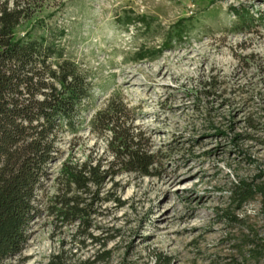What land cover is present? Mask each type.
<instances>
[{
  "label": "rangeland",
  "instance_id": "obj_1",
  "mask_svg": "<svg viewBox=\"0 0 264 264\" xmlns=\"http://www.w3.org/2000/svg\"><path fill=\"white\" fill-rule=\"evenodd\" d=\"M23 1L34 15L18 37L53 33L93 89L10 264H264V0ZM238 11L256 19L250 31L233 29ZM114 94L155 156L151 175L70 189L66 164L113 160L91 123ZM245 185L253 197L237 202ZM74 197L88 206L84 225L55 213Z\"/></svg>",
  "mask_w": 264,
  "mask_h": 264
},
{
  "label": "trees",
  "instance_id": "obj_2",
  "mask_svg": "<svg viewBox=\"0 0 264 264\" xmlns=\"http://www.w3.org/2000/svg\"><path fill=\"white\" fill-rule=\"evenodd\" d=\"M23 4L0 0V264L22 255L39 213L37 197L48 166L61 136L78 130L93 89L90 76L68 57L53 33L18 37L22 22L34 15L31 5ZM255 21L248 12L238 11L233 29L250 31ZM130 119V109L114 94L91 123L94 132L107 138L113 160L107 168L101 163L66 164L62 176L70 189L88 193L122 173L151 175L155 156ZM245 186L235 193L237 202L253 197L252 188ZM58 202L57 218L86 223L88 206H79L84 201L74 197ZM260 247L264 253V245ZM48 264L65 263L55 256Z\"/></svg>",
  "mask_w": 264,
  "mask_h": 264
}]
</instances>
